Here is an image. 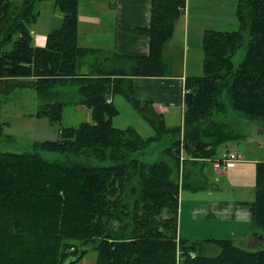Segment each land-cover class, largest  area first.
Returning a JSON list of instances; mask_svg holds the SVG:
<instances>
[{"label": "trees", "instance_id": "trees-1", "mask_svg": "<svg viewBox=\"0 0 264 264\" xmlns=\"http://www.w3.org/2000/svg\"><path fill=\"white\" fill-rule=\"evenodd\" d=\"M43 1L53 2L62 22L39 48L31 32ZM77 10V0H0V46H9L0 49V87L34 91L35 115L56 123L70 102L54 89L76 85L73 104L91 113L90 121L60 130L58 140L34 143L33 152H0V264H76L89 249L95 264H176L177 250L179 264H264V247L208 239L221 250L209 257L197 252L201 243L178 235L180 192L208 188L203 165L218 159L219 147L245 138L228 112L264 131V0H237L236 31H204L202 75L185 78L182 125L172 128L151 103L134 98L132 78L171 73L163 49L185 0H151L149 27L127 29L148 38V56L114 54L86 74L80 61L102 51L78 46ZM244 45L235 68L232 58ZM113 95L123 96L154 134L115 128L117 111L106 102ZM36 150L59 158L44 160ZM253 192V226L264 234V162L256 164Z\"/></svg>", "mask_w": 264, "mask_h": 264}, {"label": "crops", "instance_id": "crops-1", "mask_svg": "<svg viewBox=\"0 0 264 264\" xmlns=\"http://www.w3.org/2000/svg\"><path fill=\"white\" fill-rule=\"evenodd\" d=\"M77 1V44L102 51L97 57L80 61L81 65L86 64L82 65L86 69L82 74H86L92 65L106 64L114 54L148 56V38L127 29L149 27L151 0ZM236 4L237 0H185L184 15L175 22L172 37L163 49V57L169 63L171 73L165 77L132 78L134 98L151 103L167 127L182 125L184 80L187 76H200L204 31H236L237 22L233 23ZM49 21L47 28L43 27L33 38L38 46H43L46 36L61 25V13L54 8ZM33 28L38 31L37 21ZM34 33L33 29L31 34ZM111 103L114 104L112 97ZM75 107L76 111L85 110L91 117L90 110L78 105ZM228 151H236L240 162L227 171H213L221 174V180L213 182L203 177L208 188L180 192L178 235L190 243L212 244L205 241L230 240L240 248L245 245L260 248L264 244V234L253 226L250 205L254 201L256 164L264 162V158L260 153L243 158L239 150L232 147L222 154Z\"/></svg>", "mask_w": 264, "mask_h": 264}, {"label": "rangeland", "instance_id": "rangeland-1", "mask_svg": "<svg viewBox=\"0 0 264 264\" xmlns=\"http://www.w3.org/2000/svg\"><path fill=\"white\" fill-rule=\"evenodd\" d=\"M36 9L39 11V19L37 20L38 31L34 29L33 38L43 30V27L47 28L49 25L50 16L54 9V4L51 1H43L36 5ZM237 19L233 21L236 23ZM35 25V24H34ZM5 26H0V41H2ZM238 28V22L236 25ZM223 32V31H222ZM47 37V36H46ZM247 41V39H246ZM245 41V45H246ZM46 44V40L43 46H38L34 43L35 47L43 48ZM7 45V44H6ZM1 45L0 49H7L9 46ZM245 45L238 49L232 58L233 66L238 67L239 63L245 55ZM192 50V49H191ZM107 63V62H106ZM85 64V62L83 63ZM82 64V65H83ZM80 64V73L86 71ZM86 65V64H85ZM104 64L101 66L103 67ZM83 68V69H82ZM202 75V69L201 73ZM77 90L76 85L68 84L64 87L55 88L54 91H58L63 96V99L70 102L63 107L62 119L59 122L52 123L46 118L37 117L35 114L38 110L40 102L36 96V93L32 90H19L10 89L5 90V87H0V152L10 153H30L34 151V143L43 141H55L59 139V132L63 128L76 127L81 122L90 121V115L87 116V112L84 110L76 111V107L73 102L78 100V96L75 94ZM114 108L117 114L111 118V123L115 128H132L142 138H148L152 136L153 130L150 125L138 114L135 108L121 95H113ZM225 104L228 106V101L224 99ZM232 112V111H231ZM229 113L232 121L239 120L237 123L238 132H242L245 135L244 140L241 142H229L218 148V159L222 157V153L227 148H237L243 155V158L247 155L260 153L261 158H264V131H260V126L255 123L243 122V117L240 113ZM264 127V123L261 124ZM156 145L152 146L153 148ZM244 150L246 152H244ZM40 156L47 161H52L59 158V155L53 152L37 151ZM222 154V155H221ZM156 155L154 153L145 157L147 162H153ZM264 160V159H263ZM212 161H208L203 165V175L210 181L216 182L217 179L221 180V174H215L212 170ZM186 193V192H184ZM200 244V243H199ZM260 247H264V244ZM89 247H87L88 249ZM244 250H253L246 245L242 247ZM220 247L215 244H202L197 252L203 256L215 257L220 253ZM96 252L90 250L85 254L79 262L76 264H95Z\"/></svg>", "mask_w": 264, "mask_h": 264}, {"label": "built area", "instance_id": "built-area-1", "mask_svg": "<svg viewBox=\"0 0 264 264\" xmlns=\"http://www.w3.org/2000/svg\"><path fill=\"white\" fill-rule=\"evenodd\" d=\"M106 102L108 104L111 103L110 99H107ZM240 162V155L235 151H228L225 153L221 158L213 161V171L219 173L221 171H227L231 169L235 164ZM189 256L191 259L195 258V253L190 252ZM181 261L180 259V251L177 250L176 254V264H179Z\"/></svg>", "mask_w": 264, "mask_h": 264}]
</instances>
